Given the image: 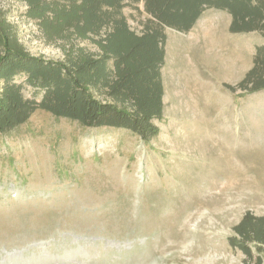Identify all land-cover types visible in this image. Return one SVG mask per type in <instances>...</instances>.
Here are the masks:
<instances>
[{
  "label": "rangeland",
  "instance_id": "1",
  "mask_svg": "<svg viewBox=\"0 0 264 264\" xmlns=\"http://www.w3.org/2000/svg\"><path fill=\"white\" fill-rule=\"evenodd\" d=\"M28 11L27 0H0V21L30 55L64 61L71 47L100 53L99 38L50 36ZM122 14L137 34L152 19L143 1ZM231 21L209 9L188 33L165 29L163 118L150 140L40 110L0 134V264L264 259L256 244L249 258L229 242L247 212L264 217V91L228 88L244 79L264 39L231 33ZM22 94L43 95L28 85Z\"/></svg>",
  "mask_w": 264,
  "mask_h": 264
},
{
  "label": "trees",
  "instance_id": "2",
  "mask_svg": "<svg viewBox=\"0 0 264 264\" xmlns=\"http://www.w3.org/2000/svg\"><path fill=\"white\" fill-rule=\"evenodd\" d=\"M27 1L28 17L50 36L91 35L99 38L100 53L71 47L64 61L35 57L0 21V134L24 125L40 110L87 128L124 129L150 140L159 134L154 121L163 118L165 29L188 33L206 10L215 9L231 16V33H258L264 39V0ZM141 1L152 19L137 34L122 10ZM104 30L107 35L102 38ZM19 77L25 81L16 83ZM26 85L42 92V99H24ZM228 88L248 94L264 91V45L256 48L244 79ZM233 230L231 246L249 258H253L251 244L264 249V217L247 212ZM253 264H264V259Z\"/></svg>",
  "mask_w": 264,
  "mask_h": 264
},
{
  "label": "crops",
  "instance_id": "3",
  "mask_svg": "<svg viewBox=\"0 0 264 264\" xmlns=\"http://www.w3.org/2000/svg\"><path fill=\"white\" fill-rule=\"evenodd\" d=\"M255 52H256V48L254 47V50L252 51L253 56L255 55ZM250 70H251V69H250ZM250 70H249V71H250ZM249 71H248V72H249ZM248 72H247V73H248ZM247 73H246V74H247ZM246 74H245V76H246Z\"/></svg>",
  "mask_w": 264,
  "mask_h": 264
},
{
  "label": "water",
  "instance_id": "4",
  "mask_svg": "<svg viewBox=\"0 0 264 264\" xmlns=\"http://www.w3.org/2000/svg\"><path fill=\"white\" fill-rule=\"evenodd\" d=\"M34 246H37V245H34Z\"/></svg>",
  "mask_w": 264,
  "mask_h": 264
}]
</instances>
